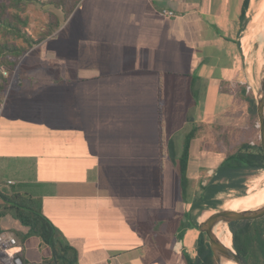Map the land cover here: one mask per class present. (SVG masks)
<instances>
[{
	"label": "crops",
	"instance_id": "crops-1",
	"mask_svg": "<svg viewBox=\"0 0 264 264\" xmlns=\"http://www.w3.org/2000/svg\"><path fill=\"white\" fill-rule=\"evenodd\" d=\"M245 2L81 0L65 21L56 10L59 28L23 56L16 83L0 91V226L18 239V264H49L52 248L4 210L1 193L36 198L77 264L197 258L207 196L217 200L238 183L219 182L222 157L183 193L178 163L194 127L224 118L241 125L231 108L247 83ZM199 153L224 156L202 146Z\"/></svg>",
	"mask_w": 264,
	"mask_h": 264
},
{
	"label": "trees",
	"instance_id": "trees-1",
	"mask_svg": "<svg viewBox=\"0 0 264 264\" xmlns=\"http://www.w3.org/2000/svg\"><path fill=\"white\" fill-rule=\"evenodd\" d=\"M81 0H0V61L7 68H14L19 64L23 56L36 44L52 35L60 26L61 20L57 14H51L47 29L37 38L29 32V16L27 7L31 3H41L44 6H53L63 14L62 20H67L74 12ZM250 0H246L245 9ZM23 38L26 45L22 46L11 37ZM5 88V81L0 83V91ZM159 123L161 134V149H164V106L163 87H159ZM233 113L244 118L241 125L227 126L231 130L230 148L224 152V160L218 168L219 176L224 174L244 173V171H257L264 169V152L259 139L258 114L256 97L248 83L240 84L235 105L231 108ZM194 127L186 135L185 153L178 163V172L181 180V188L186 193L189 186L187 177V162L189 159L191 141L203 136L210 128ZM224 129V126H216L214 130ZM225 128V129H226ZM163 155V152H162ZM161 174H164V163L161 160ZM218 187L216 191H222ZM7 204L4 210L10 212L21 223L29 227L31 235L38 236L43 243L52 248V257L49 264H77L76 250L64 241L54 223L43 213L40 202L29 194H16L15 197H6L2 193ZM207 206L216 207L220 203L214 199V193L206 198ZM264 205V195L246 194L233 201L228 210L244 211L256 209ZM203 220V214L201 216ZM229 229L232 234L233 245L246 264H264V217L255 220H242L231 222ZM188 264H217L211 250L208 237L200 233L197 246V258L188 259Z\"/></svg>",
	"mask_w": 264,
	"mask_h": 264
},
{
	"label": "rangeland",
	"instance_id": "rangeland-1",
	"mask_svg": "<svg viewBox=\"0 0 264 264\" xmlns=\"http://www.w3.org/2000/svg\"><path fill=\"white\" fill-rule=\"evenodd\" d=\"M56 8L52 6V9H46L43 6L35 5L34 3L28 5L26 14L29 16V32L34 38H37L41 33L45 32L47 29V22L50 15L57 14ZM62 14V12L60 13ZM60 14H57L59 18ZM251 32V33H250ZM11 41H14L22 46L26 45V42L23 38H16L11 37ZM241 50L243 53L244 58V75L243 78L247 80V83L250 89L253 91L255 97L257 95V88H260L261 80L264 75V0H250L248 6V16L245 18V25L244 31L241 34ZM261 55V56H260ZM1 59V58H0ZM261 65V66H260ZM7 67V66H6ZM10 69V68H9ZM254 76L256 83H252L251 78ZM3 78L5 81V86L7 88V79L0 74V78ZM1 100V99H0ZM237 118V117H236ZM234 118V123L244 124L245 120L236 119ZM222 120V119H221ZM231 120L230 118H224L222 121L219 122L217 126H227L230 127L229 124ZM216 127V126H215ZM212 126L210 132L204 131L203 137L197 140L192 141L191 145V155H189V160L187 162V177L189 179V183H194L195 180L198 178V174L202 171L201 167H208V166H216L220 163L222 157L221 154L214 155V157L209 158L205 157L204 154H200V146L202 148H206V150H214V151H222L226 152V149L230 148V137H231V130L228 128L214 130L215 128ZM259 128V123H258ZM259 139H260V130H259ZM206 145V146H205ZM208 154V153H207ZM264 171V169H261ZM166 177L169 182H171L173 171L170 168H166ZM202 178L206 179L209 178L205 175V172H202ZM252 179L251 176H247L244 180L239 181L238 184L235 186L229 184L225 186L224 191L219 194L217 200L220 201L218 206L214 208H208L207 211L209 213H213L215 211H219L222 209H227L229 205L237 200L240 196L244 194H248V183L246 185L247 179ZM201 182V180L199 179ZM245 181V182H243ZM209 183V182H208ZM188 190V189H187ZM239 195V196H238ZM236 196V197H234ZM234 197V198H232ZM226 201L225 206H223V202ZM202 213V212H201ZM203 221L202 219H200ZM226 224V223H225ZM227 225L229 237L232 236L231 231L229 229V224Z\"/></svg>",
	"mask_w": 264,
	"mask_h": 264
},
{
	"label": "water",
	"instance_id": "water-1",
	"mask_svg": "<svg viewBox=\"0 0 264 264\" xmlns=\"http://www.w3.org/2000/svg\"><path fill=\"white\" fill-rule=\"evenodd\" d=\"M256 107L259 120L260 141L264 152V75L261 85L256 95ZM209 207V206H208ZM214 208V207H209ZM264 217V205L251 210L233 211L222 209L213 212L209 217L199 223V229L208 237L211 250L217 264H226L232 261L236 264H246L238 254L234 245L233 248L227 247L215 234V227L219 223L230 224L235 221L255 220Z\"/></svg>",
	"mask_w": 264,
	"mask_h": 264
},
{
	"label": "bare ground",
	"instance_id": "bare-ground-1",
	"mask_svg": "<svg viewBox=\"0 0 264 264\" xmlns=\"http://www.w3.org/2000/svg\"><path fill=\"white\" fill-rule=\"evenodd\" d=\"M251 33V32H250ZM261 56V55H260ZM261 66V65H260ZM252 83H256L254 76L251 78ZM259 89L257 88V91ZM258 94V92H257ZM247 176H251L252 179H247L248 183V194H258V195H264V171L257 170V171H246L244 173H235L231 175H221L219 176V182H230V183H239L241 178H245ZM246 195V194H244ZM239 196V195H238ZM236 197V196H234ZM232 197V198H234ZM227 199L223 202V206H225ZM212 213H209L208 211L203 213V220L209 217ZM215 234L217 237L229 248H233V239L232 236L229 237L227 225L225 223H219L215 227ZM226 264H236L232 261L227 262Z\"/></svg>",
	"mask_w": 264,
	"mask_h": 264
},
{
	"label": "built area",
	"instance_id": "built-area-1",
	"mask_svg": "<svg viewBox=\"0 0 264 264\" xmlns=\"http://www.w3.org/2000/svg\"><path fill=\"white\" fill-rule=\"evenodd\" d=\"M165 17H175L176 13L171 10H162ZM19 64L9 69L0 61V74L7 79V90L10 89L17 81ZM18 245V239L14 233L1 230L0 226V264H18L14 249Z\"/></svg>",
	"mask_w": 264,
	"mask_h": 264
}]
</instances>
